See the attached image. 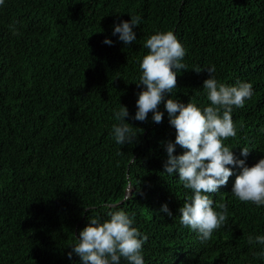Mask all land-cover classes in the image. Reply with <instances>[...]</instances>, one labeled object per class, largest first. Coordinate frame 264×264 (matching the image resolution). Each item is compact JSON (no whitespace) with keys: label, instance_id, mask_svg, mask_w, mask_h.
Returning a JSON list of instances; mask_svg holds the SVG:
<instances>
[{"label":"trees","instance_id":"1","mask_svg":"<svg viewBox=\"0 0 264 264\" xmlns=\"http://www.w3.org/2000/svg\"><path fill=\"white\" fill-rule=\"evenodd\" d=\"M141 17L125 45L114 26ZM12 26L18 35H13ZM172 31L188 70L177 71L169 98L210 105L206 68L226 86L251 83L244 107L233 106L236 136L224 140L248 167L264 158V0H5L0 6V264H82L68 253L89 217L123 210L147 241L144 264H264V205L233 195L239 167L210 194L227 219L205 242L180 223L192 195L164 170L176 131L135 120L146 39ZM105 39L112 44L104 43ZM200 72H197V71ZM138 134L116 143L114 110ZM222 114V113H221ZM248 147L247 157L241 155ZM176 146L174 155L183 154ZM128 193H130L129 196ZM127 197V198H126ZM104 204L115 205L105 208ZM167 204L172 216L160 211ZM120 264H127L121 258Z\"/></svg>","mask_w":264,"mask_h":264},{"label":"clouds","instance_id":"2","mask_svg":"<svg viewBox=\"0 0 264 264\" xmlns=\"http://www.w3.org/2000/svg\"><path fill=\"white\" fill-rule=\"evenodd\" d=\"M4 2L0 0V6ZM130 17V21L115 25L113 31V35L119 34V40L125 45L136 41L133 29L141 22L138 15ZM10 29L13 35L19 34L12 26ZM104 43L111 45L112 41L105 39ZM144 47L149 51L138 61L142 74L137 85H144L145 90L138 94V111L134 119L145 121L151 112L152 120L161 123L164 113L159 111V106L164 103L176 136L175 142H162L167 151L163 167L169 176L178 172L183 187L191 190V197L179 209L180 223L198 232L199 239L205 242L227 219V205L217 204L216 208L220 209L217 211L210 194L226 185L233 175L229 165L241 169L235 178L233 195L242 202L264 205V158L248 167L245 160L236 158L223 143L237 134L231 115L233 106L244 107L245 100L253 95V86L246 82L236 86L219 83L212 75L215 72V66H212L203 69L209 73V78L203 82V89L211 102L209 106L201 110L192 102L184 104L172 98L165 101L166 94H171L176 88L177 71L188 70L181 62L186 55L185 49L172 31L151 35ZM128 115L126 106L121 105L118 111L114 110V118L119 123L113 125L112 132L120 145L133 144L138 136L125 122ZM177 145L184 149L183 154L174 155ZM249 152L248 147H244L241 155L247 157ZM104 207L111 209L115 205L104 204ZM160 211L172 216L167 204ZM107 216L109 219L103 221L98 216L89 217V223L80 231L77 242L70 246L69 259L75 253L82 264H120L121 258L127 264H144L142 246L147 236L132 226L133 218L125 211L110 210ZM248 243L264 245V236L249 235ZM257 255H264V252Z\"/></svg>","mask_w":264,"mask_h":264},{"label":"water","instance_id":"3","mask_svg":"<svg viewBox=\"0 0 264 264\" xmlns=\"http://www.w3.org/2000/svg\"><path fill=\"white\" fill-rule=\"evenodd\" d=\"M130 195V193H128V195L127 196H129Z\"/></svg>","mask_w":264,"mask_h":264}]
</instances>
